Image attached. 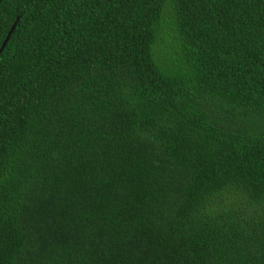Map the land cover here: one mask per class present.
<instances>
[{
    "label": "trees",
    "instance_id": "1",
    "mask_svg": "<svg viewBox=\"0 0 264 264\" xmlns=\"http://www.w3.org/2000/svg\"><path fill=\"white\" fill-rule=\"evenodd\" d=\"M0 264H264V0H0Z\"/></svg>",
    "mask_w": 264,
    "mask_h": 264
},
{
    "label": "water",
    "instance_id": "2",
    "mask_svg": "<svg viewBox=\"0 0 264 264\" xmlns=\"http://www.w3.org/2000/svg\"><path fill=\"white\" fill-rule=\"evenodd\" d=\"M16 27H17V23L13 26L12 30L10 31L8 38L6 39V41H5V43H4L3 47H2V49L0 50V55H1L2 52L4 51V49H5V47L7 46L8 42L10 41V39H11V37H12V35H13L15 29H16Z\"/></svg>",
    "mask_w": 264,
    "mask_h": 264
}]
</instances>
